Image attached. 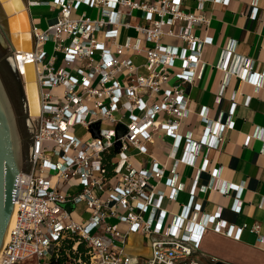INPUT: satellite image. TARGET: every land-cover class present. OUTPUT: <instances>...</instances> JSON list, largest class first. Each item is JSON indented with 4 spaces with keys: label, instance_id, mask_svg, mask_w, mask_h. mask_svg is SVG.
Wrapping results in <instances>:
<instances>
[{
    "label": "built area",
    "instance_id": "1",
    "mask_svg": "<svg viewBox=\"0 0 264 264\" xmlns=\"http://www.w3.org/2000/svg\"><path fill=\"white\" fill-rule=\"evenodd\" d=\"M206 1L27 0L29 6L46 3L57 12L42 16L48 20L43 28L32 22L34 48L22 54L25 67L31 60L35 63L41 113L33 116L26 100L33 122L29 168L18 176L16 218L11 219L0 264H21L32 257L36 264L60 259L62 264H202L193 257L201 240L189 227L190 205L167 221L170 207L163 199L176 200L184 188L178 182L177 161L195 164L203 145L217 148L224 137L225 124L210 118L207 109L201 121L209 139L205 135L197 142L192 130L179 132L181 119L190 113L186 86L194 81L204 45L213 42L211 36L195 33L196 28L210 26ZM82 5L99 14L79 11ZM122 27L134 28L136 36L121 43ZM166 34L177 36L182 45L164 43ZM48 41L55 43L51 53L45 49ZM143 54L145 61L136 62L134 58ZM177 59L180 70L173 72ZM231 72L240 74L236 68ZM262 77L264 72H252L249 79L259 89ZM232 104L230 114L236 103ZM105 121L110 125H103ZM226 125L232 127L234 120ZM161 133L173 138L172 176L165 175L154 157L152 168L136 167L131 160L133 150L152 156L150 146ZM181 144L185 155L177 157ZM207 164L198 170L195 186ZM219 170L212 171L213 181L202 185L203 190L215 187L228 193L229 187L218 184ZM70 188L76 190L69 192ZM79 201L86 203L88 216L76 220L70 206ZM241 205L238 198L233 209L239 211ZM221 210L219 206L211 219L216 220V230L229 232ZM122 222L128 224L124 231L119 229ZM259 226L244 222L238 232L249 228L261 241ZM133 231L147 239L148 255L130 252Z\"/></svg>",
    "mask_w": 264,
    "mask_h": 264
},
{
    "label": "crops",
    "instance_id": "2",
    "mask_svg": "<svg viewBox=\"0 0 264 264\" xmlns=\"http://www.w3.org/2000/svg\"><path fill=\"white\" fill-rule=\"evenodd\" d=\"M228 2H205L207 15L212 17L211 23L207 30L203 26L196 28L195 33L199 36L209 35L213 42L204 45L194 81L186 86L190 113L181 119L179 126L180 133L192 130V137L197 142L205 135V139H209L205 123L201 121V112L207 109L210 118L225 124L222 125L224 137L217 148L203 145L195 164L177 161L178 182L184 188L180 190L176 200L165 197L163 205L168 204L170 207L167 221L190 205L189 218L192 221L189 227L192 226V234L201 240L193 257L202 264L206 260L197 252L206 256L213 264L218 259L229 264H264V238L259 241L257 233L249 228L238 232L239 226L244 222L248 225L258 222L259 234L264 236V77L261 78L263 84L259 89L249 79L252 72H264V0ZM189 4L196 5V2L189 1ZM92 9L99 13L98 9ZM164 28L167 30L168 26ZM120 30L121 43L126 41L132 31L133 37L137 33L134 28L122 27ZM162 40L169 45H182L174 35L166 34ZM223 58L224 65H220ZM134 59L140 60L139 63L145 61L144 54ZM180 63V59L175 61L173 72L180 70ZM11 65L13 66L12 63ZM233 68L240 74L231 72ZM173 80L172 75L169 82ZM234 102V112L230 114L229 110ZM229 119L234 120L232 127L226 125ZM172 143L173 138L158 134L150 146L152 156L133 150L132 163L136 167L152 168L154 157L158 160V165L165 168V175L172 176L171 169L175 163V158L169 154ZM184 145L177 148V157H184ZM206 162L208 164L201 171L199 182L195 186L194 179L198 170ZM215 168H220L219 186L229 187L228 193L215 187L202 189V185L213 181L212 171ZM161 187L169 191L168 187ZM74 190L76 188H70L69 192ZM238 198L242 205L236 211L233 206ZM75 206L76 204L70 206L71 212ZM219 206L222 209L220 218L231 226L229 232L216 230V220L211 219ZM80 215L81 219L88 216L86 205ZM129 250L133 254L148 255L150 250L145 236L140 232H131Z\"/></svg>",
    "mask_w": 264,
    "mask_h": 264
},
{
    "label": "water",
    "instance_id": "3",
    "mask_svg": "<svg viewBox=\"0 0 264 264\" xmlns=\"http://www.w3.org/2000/svg\"><path fill=\"white\" fill-rule=\"evenodd\" d=\"M27 0H22V4L27 5ZM16 8H20L21 4L16 2ZM9 10L5 5V2L0 0V40L6 44H9L10 51L15 50L21 46L25 49L29 48L30 45L32 49L34 48V36L32 32V18L29 12H27L28 22L30 24V41L25 38V25L23 20L21 21V31L23 38L21 43L19 42V37H14L12 33V28L10 27ZM6 39V41H5ZM20 43V44H19ZM15 70L16 67L13 66ZM20 76V75H19ZM21 78V76H20ZM24 83V79L21 78ZM25 81L26 89L24 92L26 94L27 90V103L29 105V111L33 112L32 107V90H33V80H32V69L30 67H25ZM3 85L0 81V252L5 243L6 235L8 234L11 219L13 218V211L15 207V195L17 188V180L19 173L22 171L23 167L19 160V144L18 135L15 126L13 112L8 101L7 95L4 91ZM94 134L96 128H93ZM118 135H121L123 131L121 129L117 130ZM120 146V142L116 143V147ZM214 264H229L223 260H216Z\"/></svg>",
    "mask_w": 264,
    "mask_h": 264
},
{
    "label": "rangeland",
    "instance_id": "4",
    "mask_svg": "<svg viewBox=\"0 0 264 264\" xmlns=\"http://www.w3.org/2000/svg\"><path fill=\"white\" fill-rule=\"evenodd\" d=\"M87 10V12L93 16H97L99 13L94 11V9L82 5L80 7L79 11ZM56 10L51 11V5L49 4H33L30 6V13L33 17V24L35 26H41L42 28L47 26L48 20L43 15H48V13H52L53 16L56 15ZM12 25H15V20L11 21ZM133 36V31L132 34ZM6 41V39H5ZM53 43L52 41H48L45 44V49L48 53H51L53 50ZM26 48V47H25ZM29 49V48H26ZM31 51V50H28ZM12 51H10L9 44L6 41V44H4L0 40V81L3 85V88L5 89V93L7 95L8 101L10 103L15 126L17 130L18 135V144H19V160L23 167V169L27 170L29 168V155L30 154V145L32 141L33 136V122L29 119L27 108H26V96L24 92V85L20 78V74H18V69L15 70L13 66L11 65L13 57ZM10 60V61H9ZM136 62H140V60L135 59ZM11 62V63H10ZM13 64V63H12ZM18 71V72H17ZM34 115L33 112H30ZM103 125L109 126L110 123L105 121L103 122ZM57 157L54 156L53 160H56ZM43 175H47L48 171H45L42 173ZM86 203L84 201H79L76 203L75 208L72 210V217L76 220L81 219V212L84 210ZM108 221H114V219L109 218ZM128 228V224L125 222H122L119 224L120 230H126ZM199 256L203 258V260L206 262L205 264H213L212 261H210L206 256L203 254L197 252ZM199 257V259H201ZM36 264V259L34 257L29 258L25 262H22L21 264Z\"/></svg>",
    "mask_w": 264,
    "mask_h": 264
},
{
    "label": "bare ground",
    "instance_id": "5",
    "mask_svg": "<svg viewBox=\"0 0 264 264\" xmlns=\"http://www.w3.org/2000/svg\"><path fill=\"white\" fill-rule=\"evenodd\" d=\"M3 2H5L6 7L9 10V15H12L10 18V24H11V28H12V33L14 37H19V42L21 43V40L23 38V34L21 31V21L23 20L24 25L26 26V32H25V38H27L30 41V24L28 22V17H27V12L30 13V6L27 3V5L22 4V0H2ZM16 2H19L21 4L20 8H16V4H14ZM31 15V14H30ZM32 18V17H31ZM15 20V25H12V22ZM33 21V20H32ZM33 26V25H32ZM19 43V44H20ZM31 50L32 51V47L30 45L29 49H24L21 46H19V48H16L15 50L12 51V55L13 57L11 58L13 65L18 69L19 72H22V78L24 79V88L26 89V81H25V74L24 72V63H23V56L22 54H25L27 52H31L28 51ZM27 67H30V69H32V80H33V90H32V107H33V116H37L41 113V93H40V87H39V82H38V78H37V71H36V67H35V63L33 60L29 61L26 63ZM26 94H27V90H26ZM25 94V95H26ZM27 96V95H26ZM27 100V99H26ZM12 221L16 218V207H14V211H13V215H12ZM9 234V232H7ZM8 234L6 235V239L8 238Z\"/></svg>",
    "mask_w": 264,
    "mask_h": 264
},
{
    "label": "trees",
    "instance_id": "6",
    "mask_svg": "<svg viewBox=\"0 0 264 264\" xmlns=\"http://www.w3.org/2000/svg\"><path fill=\"white\" fill-rule=\"evenodd\" d=\"M55 264H62V260L60 259L57 263L54 262Z\"/></svg>",
    "mask_w": 264,
    "mask_h": 264
}]
</instances>
